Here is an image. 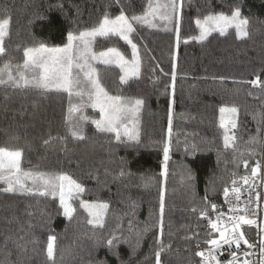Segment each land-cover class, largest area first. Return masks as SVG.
<instances>
[{"label":"trees","instance_id":"trees-1","mask_svg":"<svg viewBox=\"0 0 264 264\" xmlns=\"http://www.w3.org/2000/svg\"><path fill=\"white\" fill-rule=\"evenodd\" d=\"M176 3L178 32L176 20H160L156 27L134 23L130 39L138 52V75L122 83L118 67H95L110 95L143 101L135 118L138 142L98 137L96 126L81 120L94 112L83 105L70 111L65 91L0 86V148L20 150L25 172L68 175L84 188L72 196L71 218L63 215L58 193L39 194L44 191L39 181H24L31 192L0 191V264H156L160 249L161 264H200L196 252H207L211 246L205 241L219 238L209 227L216 213L212 205L220 211L229 184L251 175L264 158V86L250 83L257 77L264 82V0ZM147 4L0 0V19L10 18L0 68L10 63L15 72L26 48L62 47L69 32L90 30L121 9L129 17L143 15ZM236 7L248 21L247 36L237 38L229 29L201 42L193 39L197 19L230 16ZM93 48H115L133 58L132 47L119 36L99 37ZM221 107L238 110L228 148ZM76 125L84 139L71 135ZM6 186L0 183V189ZM81 202L108 205L102 226L89 223ZM242 227L251 242L253 227ZM113 234L117 239L109 247ZM49 236L55 237L53 260L47 256Z\"/></svg>","mask_w":264,"mask_h":264},{"label":"snow or ice","instance_id":"snow-or-ice-1","mask_svg":"<svg viewBox=\"0 0 264 264\" xmlns=\"http://www.w3.org/2000/svg\"><path fill=\"white\" fill-rule=\"evenodd\" d=\"M118 2V0H117ZM59 7V5H58ZM180 7L176 3V0H167V3L160 4L159 2L153 3V0H148L146 10L143 15H132L131 17L125 15L123 9H121L119 15L114 18H110L105 14L104 18L100 21L99 25L93 27L90 30L79 32L74 34L69 32L67 34V43L63 47H49L44 43H40L38 47L26 48L24 50V63L22 66H16L15 72L13 66L10 63H6L0 68V86L11 87H33L37 89H49L56 88L68 91L70 95L75 94L80 96L83 100L84 96L88 97V102L93 108H98L100 118L93 120L98 132L101 133H113L116 141L122 142V138H126L129 142H138L139 134L135 131V116L143 104V101L136 99L135 101L127 100L121 96H113L108 93L105 87L102 85L99 79L97 70L92 66L91 61L98 60L102 64L113 63V60L108 57H115V62L124 70V65L127 61L124 57L115 49L109 48L106 52L99 53V56L94 54L91 50L92 40L96 37H107L109 34L113 36H119L122 40L126 41L133 50L134 63L133 67L128 70L127 74L136 75L138 73V61L136 57V45L129 39V34L135 31V24H150L148 17L156 18L159 16L161 20L170 21L172 19L171 13L177 14V9ZM163 9V12H160ZM43 19L44 17H39ZM177 32L179 31V18L177 14ZM197 26L201 29V35L198 39L203 40L211 31H219L223 35L227 28L235 27L237 38L247 36L246 26L248 24L247 19L242 18V13L239 7L232 10L231 15H225L223 13L216 15H209L204 18L203 21L197 19ZM10 30V18L0 19V55H3L6 51L4 47V40L9 35ZM164 30H169L165 28ZM175 67V66H174ZM73 69H78V72H73ZM28 73H32L29 77ZM82 74V75H81ZM175 72H173V77ZM126 81V76H121V82ZM253 86H264V82L260 81L259 77L250 82ZM80 105L74 106L70 111H78ZM171 112V110H170ZM221 127H225L223 114L228 113L230 117H235L238 113L236 107H221ZM85 116L81 117V120H87ZM169 123L171 124V117ZM229 123L231 127L235 129L237 127V121L230 119ZM128 124H133L132 128L128 127ZM71 135L74 138L84 139L83 129L79 125L71 127L69 129ZM171 132V129H169ZM227 131V129H226ZM234 135L224 136L225 148L231 147V141H234ZM255 142V138H252ZM48 141H45L47 143ZM168 147L164 148L165 160L168 159ZM22 152L20 150H8L6 148H0V183L7 185L0 191L4 192H31L32 189L27 187L24 181L31 179L33 183L41 182L44 186V191H41L40 195H52L59 194L60 205L63 208V214L66 217L71 218L74 212L71 204L68 200L71 198L73 192H83L84 188L72 179L68 175L64 174H33L31 172H25L21 168ZM247 166V162L244 161ZM258 167L251 169L252 177H256ZM191 179V177H189ZM245 184L249 183V177L242 178ZM235 184L236 181H233ZM233 193H239L240 188L234 187L231 190ZM229 190L225 189L224 195L227 197ZM236 200H240V196L236 195ZM81 206L89 210V215L95 216V220H89V223L101 224L103 210L107 209L106 203L99 204H87L81 202ZM213 211L216 212V220H209V227L219 233V238H209L205 241L211 247L205 251H197L196 255L201 258V264H253L250 259H243L242 261L237 256L236 252H232L228 261H220L217 258L218 252L224 245H235L237 249L240 248L241 242L248 248L252 249L255 245L249 243L245 238L243 232H241V225H254L256 221L248 218L247 215H229L228 221L231 222V226L223 224L222 217L224 213L219 212L215 205H212ZM93 209L97 211H92ZM238 208L230 207V213L238 212ZM247 212V209H244ZM163 213V195L161 196V231L163 227L162 220ZM206 213L202 212L201 216H205ZM117 237L113 234L106 243L111 247ZM54 240L55 237L49 236L47 244V256L49 260L54 258ZM157 243H161L157 238ZM160 251L156 252V264H161ZM244 257L252 255L251 252L245 251ZM257 264H264V236H261L259 246V260Z\"/></svg>","mask_w":264,"mask_h":264},{"label":"built area","instance_id":"built-area-1","mask_svg":"<svg viewBox=\"0 0 264 264\" xmlns=\"http://www.w3.org/2000/svg\"><path fill=\"white\" fill-rule=\"evenodd\" d=\"M258 172L256 177H252L251 175H247L249 177V183L245 184L243 179H236V183L234 184L233 181L229 184L228 190L229 194L227 197H223L222 199V207L219 212L224 213V216L221 218L223 224L231 226V222L228 221L229 215H247L248 218L254 219L256 223L251 225L253 227V236L252 241L249 242L255 247L252 249H248L243 242H241L240 248L237 249L235 245H224L222 249L218 252L217 258L220 261H228L230 259L231 253L236 252L237 256L242 261L243 259L247 258L250 259L253 264H257L259 260V246H260V239L261 236H264V158L262 157L261 161L258 163ZM245 177V176H244ZM234 187H238L241 189L239 193H233L231 190ZM236 195L240 196V200H236ZM238 208L239 211L236 213H230L229 209ZM247 209V212L244 209ZM216 214L214 213L212 220H216ZM241 225V232L242 226ZM219 234V233H218ZM245 251L251 252L252 255L249 257H244L243 253ZM201 264V258H200Z\"/></svg>","mask_w":264,"mask_h":264},{"label":"rangeland","instance_id":"rangeland-1","mask_svg":"<svg viewBox=\"0 0 264 264\" xmlns=\"http://www.w3.org/2000/svg\"><path fill=\"white\" fill-rule=\"evenodd\" d=\"M157 2H159L160 4H164V3H167V0H154V2L153 3H157ZM178 5H179V3H178ZM164 10L163 9H160V12H163ZM169 12H170V14L172 15V19L170 20V21H167L168 23H172L173 24V22L176 20L177 21V16H176V18H175V15L173 14V13H171V10H169ZM178 18H179V11H178ZM114 18V17H113ZM148 20H149V22H150V24H144V25H149V26H152V27H156L157 25L155 24V23H157V22H159L161 19L159 18V16H157L156 18H153V17H148ZM204 20V19H203ZM203 20H201V21H203ZM154 23V24H153ZM98 26V25H97ZM229 29H234L235 31H236V29H235V27L233 26V27H229V28H227L226 29V31L227 30H229ZM225 31V32H226ZM214 32H218V33H220L218 30L217 31H211L207 36H206V38L211 34V33H214ZM78 35V34H77ZM109 35H111V34H109ZM201 35V29L199 28V33H198V35H196L193 39L194 40H196V41H199V42H201V41H204L205 39H203V40H200V39H198V37ZM243 37H245V36H243ZM97 38H99V37H96L95 39H93L92 40V43H91V50H92V52L94 53V54H96L97 56H99V53H101V52H106L107 50H103V51H95L94 50V48H93V43H94V40H96ZM242 38V37H241ZM129 39H130V34H129ZM63 47V46H62ZM117 50V49H116ZM123 57H124V60L125 61H127V64L126 65H124V70H122L121 69V67L118 65V63L117 62H115V57H108V58H110V59H112L113 60V63H110V64H106V65H112V66H116V67H118L120 70H121V73H122V76H126V80L127 79H129V78H131V77H134V76H136V75H138L139 74V70H140V68H139V60H138V52H137V49H136V57H135V60L136 61H138V73L136 74V75H131V74H127L126 75V73H128V70H130L132 67H133V63H134V57L132 58V59H128L124 54H122L119 50H117ZM98 63H100L98 60H96V61H91V64H92V66L95 68L96 67V65L98 64ZM79 70L78 69H73V72L75 73V72H78ZM28 75H29V77L32 75V73H28ZM82 75V74H81ZM47 90H61V91H64V90H62V89H56V88H49V89H47ZM68 95H69V97H70V100H69V105H70V108H73L74 106H77V105H83V106H85V107H87L88 108V110H92L93 112H94V114H92V115H86V117L88 118L87 119V121H89L90 123H92V121L93 120H98L99 118H100V113H99V109L98 108H93V107H91L90 106V103L88 102V97L87 96H84L83 97V100L81 99V97L80 96H77V95H75V94H72V95H70L69 94V92L68 91H65ZM95 113H96V115H95ZM137 116H138V112H137V114H136ZM221 116H222V114H221ZM223 117H224V122H225V127H223L224 128V130L226 131V129H227V135H232V127H231V124L229 123V120L230 119H235V117H230V115L228 114V113H225V114H223ZM135 118H136V116H135ZM134 118V120H135V124H134V127H137L136 125H137V120ZM93 125H95L94 123H92ZM128 127L129 128H132L133 127V124H128ZM97 130V129H96ZM136 132H137V129L135 130ZM97 136L98 137H100V138H103V139H114L115 138V136H114V134L113 133H101V132H98L97 131ZM26 185V184H25ZM27 186V185H26ZM76 192H73L72 193V195H71V198L68 200V203L69 204H71V206H72V196L75 194ZM58 198H59V194H58ZM59 203H60V199H59ZM85 203H87V204H99V203H95V202H85ZM73 207V206H72ZM85 211H86V213L88 214V216H89V220H95V216H92V215H89V210L88 209H86V208H84V207H82ZM107 209H105V210H103V215H102V220H103V216H104V214H105V211H106ZM62 211H63V208H62ZM92 211H97V210H95V209H93ZM64 215V214H63ZM65 216V215H64ZM102 223V222H101ZM92 225H95V226H97V225H100V224H95V223H92Z\"/></svg>","mask_w":264,"mask_h":264},{"label":"water","instance_id":"water-1","mask_svg":"<svg viewBox=\"0 0 264 264\" xmlns=\"http://www.w3.org/2000/svg\"><path fill=\"white\" fill-rule=\"evenodd\" d=\"M255 167H257V166H255Z\"/></svg>","mask_w":264,"mask_h":264}]
</instances>
